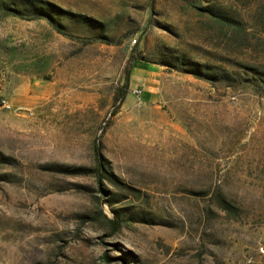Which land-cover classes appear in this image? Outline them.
Wrapping results in <instances>:
<instances>
[{"label":"rangeland","instance_id":"374dc122","mask_svg":"<svg viewBox=\"0 0 264 264\" xmlns=\"http://www.w3.org/2000/svg\"><path fill=\"white\" fill-rule=\"evenodd\" d=\"M0 264H264V0H0Z\"/></svg>","mask_w":264,"mask_h":264},{"label":"crops","instance_id":"0c3cea01","mask_svg":"<svg viewBox=\"0 0 264 264\" xmlns=\"http://www.w3.org/2000/svg\"><path fill=\"white\" fill-rule=\"evenodd\" d=\"M156 74V69L151 65H136L130 75V84L134 86H146L148 84L147 86H149L155 80Z\"/></svg>","mask_w":264,"mask_h":264},{"label":"trees","instance_id":"16d2710c","mask_svg":"<svg viewBox=\"0 0 264 264\" xmlns=\"http://www.w3.org/2000/svg\"><path fill=\"white\" fill-rule=\"evenodd\" d=\"M37 11H41V9L40 8H38V10ZM213 12V15H214V17H215V20L216 21H218V22H220V23H222V24H227L226 22H231L232 20H231V18H229V17H227L225 14H223V13H221V12H219V11H217V10H212ZM39 13V12H38ZM49 12H47V11H43V12H40V14H44V15H47ZM233 24V23H232ZM232 24H231V26H232ZM235 30H237L238 29V27L239 26H232ZM134 66V63L131 65V67H133ZM129 68V70H128V76H127V81H126V83H125V86H124V88H123V91H122V93H120V94H118V96L116 97V106H115V109H114V111H113V113L115 114L116 113V111L119 109V106H120V104L122 103V101H123V99H124V96H125V94H126V91H127V89L129 88V85H130V75H131V73H132V69L133 68ZM216 75V74H215ZM220 77H227V76H220ZM100 159V158H99ZM101 161V160H100ZM100 164H101V162H100Z\"/></svg>","mask_w":264,"mask_h":264},{"label":"built area","instance_id":"2783aa9c","mask_svg":"<svg viewBox=\"0 0 264 264\" xmlns=\"http://www.w3.org/2000/svg\"><path fill=\"white\" fill-rule=\"evenodd\" d=\"M136 92L140 93V92H141V90H140V89H136Z\"/></svg>","mask_w":264,"mask_h":264}]
</instances>
